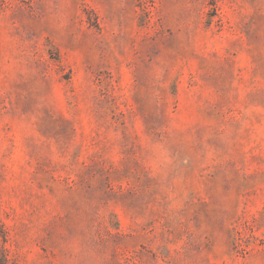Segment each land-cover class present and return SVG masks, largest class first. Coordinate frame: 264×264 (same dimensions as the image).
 <instances>
[{"label":"rangeland","instance_id":"374dc122","mask_svg":"<svg viewBox=\"0 0 264 264\" xmlns=\"http://www.w3.org/2000/svg\"><path fill=\"white\" fill-rule=\"evenodd\" d=\"M0 264H264V0H0Z\"/></svg>","mask_w":264,"mask_h":264}]
</instances>
